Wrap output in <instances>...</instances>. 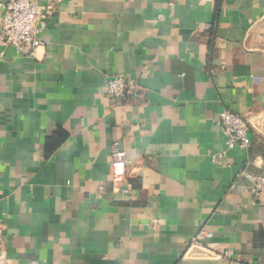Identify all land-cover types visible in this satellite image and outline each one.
I'll return each instance as SVG.
<instances>
[{
  "label": "crops",
  "instance_id": "1",
  "mask_svg": "<svg viewBox=\"0 0 264 264\" xmlns=\"http://www.w3.org/2000/svg\"><path fill=\"white\" fill-rule=\"evenodd\" d=\"M0 0V33L4 8ZM0 44V226L19 264H264V0H63ZM131 77L124 102L107 80ZM250 125L229 148L217 120ZM133 189L112 183L113 145ZM200 231L232 260L187 253Z\"/></svg>",
  "mask_w": 264,
  "mask_h": 264
},
{
  "label": "built area",
  "instance_id": "2",
  "mask_svg": "<svg viewBox=\"0 0 264 264\" xmlns=\"http://www.w3.org/2000/svg\"><path fill=\"white\" fill-rule=\"evenodd\" d=\"M63 0H6L1 4L4 8L2 29L0 33L1 45H13L19 51L24 49L33 54L39 47L44 45L41 39L42 33L47 28L48 16L57 10ZM135 86V81L131 77L113 76L107 80L105 94L110 99L122 103L127 95ZM218 126L221 127L222 133L226 139L229 148L250 146L249 136L250 125L247 119L241 114L225 108L221 111L217 120ZM127 153L119 142L113 145V162H112V183L116 190L123 194L132 191L133 185L128 180L126 173ZM240 176L250 181V191L255 196L264 192V176L256 175L242 171ZM205 236H212V232L200 231L191 239L187 253L194 250L200 251L206 256L218 257L220 259L232 260L234 250L230 247L211 250L204 245ZM0 264H19L17 259L10 257L7 253L3 229L0 226ZM28 264H42L36 260ZM236 264H242L236 262Z\"/></svg>",
  "mask_w": 264,
  "mask_h": 264
}]
</instances>
